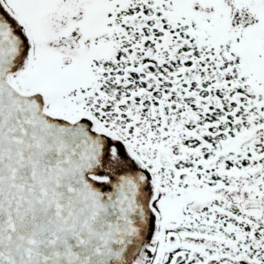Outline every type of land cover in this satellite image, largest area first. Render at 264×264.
Segmentation results:
<instances>
[{
	"label": "snow or ice",
	"instance_id": "1",
	"mask_svg": "<svg viewBox=\"0 0 264 264\" xmlns=\"http://www.w3.org/2000/svg\"><path fill=\"white\" fill-rule=\"evenodd\" d=\"M0 264H264V0H0Z\"/></svg>",
	"mask_w": 264,
	"mask_h": 264
}]
</instances>
